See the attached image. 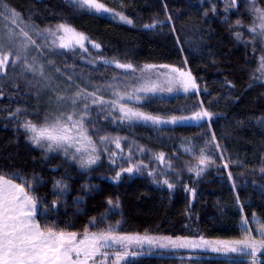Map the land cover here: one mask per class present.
<instances>
[{
	"label": "trees",
	"instance_id": "16d2710c",
	"mask_svg": "<svg viewBox=\"0 0 264 264\" xmlns=\"http://www.w3.org/2000/svg\"><path fill=\"white\" fill-rule=\"evenodd\" d=\"M97 1L131 23L67 0L0 3L17 15L22 28L29 26L30 34L64 24L99 45V50H90L94 65L79 51L46 55L41 59L47 68L43 76L56 73L77 90L82 87L78 82L86 87L111 84L120 72L106 63L109 60L184 68L198 92L149 95L132 105L165 118L201 109L212 118L200 124L156 126L96 107L90 133L99 142V159L84 169L61 153H47L30 143L26 122L40 125L46 116L54 119L68 107L49 92L50 76L38 77L15 66L6 78L10 58L0 72V176L36 198L41 228L243 238L242 221L255 217L264 222V42L248 31L255 20L248 0H235L234 6L231 0ZM255 3L264 9V0ZM105 136L109 143L102 142ZM113 138H119L120 148L110 142ZM192 144L190 154L185 150ZM204 153L213 159L201 164ZM127 168L133 171H124ZM126 264H264V257L172 251L142 254Z\"/></svg>",
	"mask_w": 264,
	"mask_h": 264
},
{
	"label": "snow or ice",
	"instance_id": "6c2138e0",
	"mask_svg": "<svg viewBox=\"0 0 264 264\" xmlns=\"http://www.w3.org/2000/svg\"><path fill=\"white\" fill-rule=\"evenodd\" d=\"M78 2L97 11H109L102 3H98L97 0H78ZM231 4L234 6L235 0H231ZM248 5L255 15V20L252 26L248 28V31L264 37V9L257 7L255 0H248ZM12 16L15 17L16 14L13 12ZM120 19L126 23H131L124 16H121ZM237 25H240L239 20H237ZM57 30H62L65 33V36L60 38L62 42L59 46L61 48H68L70 46L69 43L63 42L66 38L73 40L80 47H83L82 41L86 37L77 33L71 27L60 24ZM21 34L27 37V33H24L23 30H21ZM236 37L237 39L241 37L239 31L236 32ZM94 46L98 47V45ZM6 61L7 56L0 57V69L6 66ZM116 66L125 70H135L131 64L117 63ZM154 67L147 65L144 71H150ZM261 70H264V58L261 59ZM171 72H179L180 77H182L179 83L185 91L189 88H196V84L190 74L180 72L179 69L174 68L171 69ZM166 82L169 84L166 90L171 91L170 85L173 83V77L168 76ZM157 87L158 85L155 83L145 84L138 88L137 91H155ZM80 95L81 93L77 92L76 97H80ZM113 95L117 96L118 99L111 101L110 103L112 104H119V101L125 98L133 99L130 95L125 97L116 91L113 92ZM87 96L92 97V103L94 104L106 103L102 97L97 96L95 93H88ZM87 96L85 99H87ZM59 99L63 100L64 98L60 97ZM71 104L73 105L71 111L61 112L51 120L46 116L44 123L40 125L28 121L24 124V128L27 132L31 133L29 137L30 141L39 147L46 148L47 151L63 149L64 154L66 156L70 155L74 160L77 159V154L86 153V158L82 156L78 162L82 168L89 167L97 162L99 156L96 154L97 148L92 138L88 135V130L84 124L85 118L89 115L86 111L88 104L85 103V110H81L80 112H77L75 109V105L77 104L76 98L71 99ZM118 110L123 113L125 118L130 120L135 118L144 121L150 120L153 123L161 122L158 117L134 111L122 104H119ZM205 116H210V114L206 111L198 112L191 119H201ZM172 122L175 123V119ZM108 140L109 137H102V142ZM111 142L117 148H120L119 138H113ZM69 149H74V153H69ZM159 158L163 159V154H160ZM199 160L203 164L208 160V157L202 154ZM124 171L132 172L133 169L127 168ZM119 175L120 173H117L115 179L118 180ZM169 187H172V185H169ZM36 209V198L30 196L21 184L13 183L12 179L0 176V264H89L90 261H93L94 264H108V251L106 249L111 248L113 244L119 243L126 247L125 242L130 241L139 242L141 239H147L149 243L152 242V238L149 237H117L112 234L111 229L106 232L91 234L86 232L78 240L75 232L65 233L55 230L53 227L41 228L40 224L34 219ZM253 220L259 225L257 231L261 237H264V222L256 220L255 217H253ZM247 225V219L242 221V227L245 232H248ZM168 241L177 246L193 244L190 241H171L170 238H168ZM234 243L242 245V247H232L231 251L233 252H242L245 248H251L255 251L257 243L264 248V238L259 241L253 240L251 243L248 240L236 241ZM161 246L164 245L162 244ZM213 250L215 251L216 249L214 248ZM127 255V251L123 253L116 251L113 264H116V262L122 260ZM97 257H99V260L96 259Z\"/></svg>",
	"mask_w": 264,
	"mask_h": 264
},
{
	"label": "rangeland",
	"instance_id": "374dc122",
	"mask_svg": "<svg viewBox=\"0 0 264 264\" xmlns=\"http://www.w3.org/2000/svg\"><path fill=\"white\" fill-rule=\"evenodd\" d=\"M67 1L75 6L90 10L91 12L102 14V15H107V16H110L111 18H115L119 21L125 22L124 20L120 19L122 15L116 14L114 11H112L108 6H106L103 3L102 4L104 5V7L109 9V11L107 12L103 10L97 11L95 9L89 8L87 5H82L81 3L78 2V0H67ZM199 1L214 3V1L216 0H199ZM97 2L101 3L99 1ZM16 16L13 17L10 10H8V8L3 6V3H0V57L7 56V61L10 58L12 59L10 63L11 66L6 72L7 74L6 78H9L10 74H13L11 72L13 71L12 68L15 66H17L19 69H21V71H24L26 73H30V74L37 73L38 77L43 76L44 74H47L46 72L47 68L42 66L41 59L46 58L45 57L46 55H49L48 57H50V55L56 54L62 51L73 50V51H79L82 54H88L90 59L87 58L86 59L87 61L85 62H88L89 64H92V65L95 64V61L91 60V58H94V54L91 53L90 50L96 51V50H99L100 47L99 45L98 47H95L94 45H97V44L90 41L87 35L69 26L72 29H74L77 33L86 37V39L82 41L83 47H80V45L76 44L73 40L66 38L63 42L69 43L70 46L68 48H61L59 46L62 42L60 38L64 37L65 33L62 30L61 31L57 30L58 25L51 29H47L46 31H43V32H35L34 34L32 33L30 34L28 30L29 26L24 25L22 28L21 25L19 24V19ZM21 30H23L24 33H27V37L21 34ZM262 39L264 42V37H262ZM106 63H108L109 65H113L120 72L119 75H116V77H114V79H111L112 80L110 81L111 84L109 85L107 84L106 86L105 84H99V85L91 84V87H86L85 85H83V83L81 84L80 82H78L77 84H79L82 87L81 88L77 87V90H76L75 83H72V81L67 80V79L65 80L64 78H59V75L56 73H52V72L48 73V76L51 77V80H48L50 84H46L49 92H51L52 96L55 97L54 99L57 98L59 102L62 101L68 107L66 111L63 110L62 112H69L72 110L73 108V105L71 104L72 98L77 99V104L75 105V109L77 110V112H80L81 110H85L84 104L85 103L88 104V108L86 109V111L89 113V115L85 118L84 124H85L86 129L88 130V135L91 138L92 136L90 133V130H91L90 126L93 121L92 117L93 115H95V113L93 112V109L96 107L100 109L108 108L111 112H117L123 115V113L118 110L119 104H122L128 108H131L134 111L142 112L141 110L135 108V106H133L132 103L140 102L146 96L155 95V96L171 97L174 95H181V94L191 95L193 93L198 92V86L192 76L191 77L196 84V88L194 89L189 88L187 91H185L179 83V80L182 79V77H180L179 75V72H171V69L174 68V69H179L180 72L190 74L188 69L178 68L175 66L161 67L165 65H152L155 67L152 68L150 71H144L145 66L147 65L143 67H136L132 65L133 68L135 69L133 71V70H125L123 68L117 67L116 66L117 63L119 64H125V63H121L116 60H109V61H106ZM1 71H3V69H0V72ZM261 74L264 76V70H261ZM48 76L45 75L42 78L47 79ZM168 76L173 77V83L170 85L172 88L171 91L166 90L169 87V84L166 82ZM151 83H155L158 85L155 91H148V92L137 91V89L140 88L141 86L145 84H151ZM107 91L110 94L109 93L106 94ZM114 91L119 92L121 95H124L125 97L130 95L133 97V99L125 98L124 100H120L119 104H112L110 103L111 101H115L118 99L117 96L113 95ZM77 92L81 93L80 97H76ZM88 93H95L97 96L102 97L103 100L106 101V103L104 104L92 103V97L87 96ZM86 96H87V99H85ZM60 97H63L64 99L60 100L59 99ZM204 111L205 110L201 109L189 115H183L181 117H170V118L154 116V115L145 113L153 117H158L161 122L153 123L150 120L144 121L142 119H135V118L131 119V121L154 124L156 126L176 125V124H184V123L200 124L202 122L209 121L212 118V115L209 113L210 116H205L201 119H191V118L195 117L196 113L204 112ZM186 118H189V119H186ZM173 119H175L176 121L175 123L172 122ZM28 134L31 135V133L29 132ZM92 141L95 144L97 148V153H98V146H100L99 142H97L93 138H92ZM105 142L109 143V141H105ZM194 146H195L194 144H192V146L191 145L187 146V149L185 151L190 154H193ZM40 148L44 149L47 153L55 152V153H61L64 156H66L64 154L63 149H58L55 151H47L46 148H43V147H40ZM74 151H75L74 149H69V153H74ZM203 155L208 157L209 160L213 159V156H210L207 153H204ZM82 156L86 158V153L82 152V153L77 154V159L75 160L72 159L70 155L66 157H68L70 160L78 162L79 158ZM83 168L86 169L88 167H83ZM247 227H248V232H245L243 238L230 239V240L171 237V236H164V235H153V234H148V233L146 234H137V233L125 234L122 232L112 231V234L117 237H137V236L141 238L149 237V238H152V242L149 243L147 239H141L139 242L130 241V242H125L127 245L126 247L119 243L113 244L111 248L106 249L108 251V264H113L116 251H119L121 253L127 251L128 253L127 256H125L122 260L116 262V264H126L128 261L132 260L135 256H139L142 254H162V253H168L172 251L173 252L185 251V252H192V253L208 252L216 256L244 255L252 260H261V257H264L263 256L264 248H262L258 243L255 246V251H253L251 248H245L244 251L242 252L241 251H235V252L231 251L232 247H237V248L242 247V245L235 244L234 242L236 241L248 240V242L251 243L253 240L259 241L262 238H264V237H261L260 233L257 231V228L259 227V225L255 221L248 220ZM87 233L91 234V233H96V232H87ZM76 234H77V239L79 240L80 238L83 237L85 233L84 234L76 233ZM168 238H170L171 241H177V242L190 241V242H193V244L188 245V246H177L176 244L169 243ZM162 244L164 246H161ZM214 248L216 249L215 251L213 250ZM96 259L99 260V257H97ZM89 264H94V262L90 261Z\"/></svg>",
	"mask_w": 264,
	"mask_h": 264
},
{
	"label": "crops",
	"instance_id": "0c3cea01",
	"mask_svg": "<svg viewBox=\"0 0 264 264\" xmlns=\"http://www.w3.org/2000/svg\"><path fill=\"white\" fill-rule=\"evenodd\" d=\"M14 183V182H13ZM38 209V208H37ZM36 221H37V211H36V214H35V218H34ZM38 223V222H37Z\"/></svg>",
	"mask_w": 264,
	"mask_h": 264
}]
</instances>
